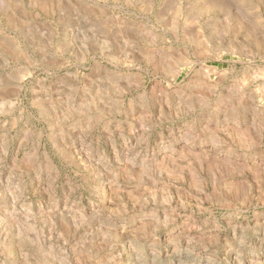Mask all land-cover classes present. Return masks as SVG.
<instances>
[{
  "label": "rangeland",
  "instance_id": "obj_1",
  "mask_svg": "<svg viewBox=\"0 0 264 264\" xmlns=\"http://www.w3.org/2000/svg\"><path fill=\"white\" fill-rule=\"evenodd\" d=\"M0 264H264V0H0Z\"/></svg>",
  "mask_w": 264,
  "mask_h": 264
}]
</instances>
